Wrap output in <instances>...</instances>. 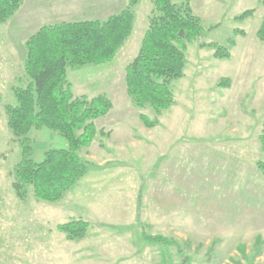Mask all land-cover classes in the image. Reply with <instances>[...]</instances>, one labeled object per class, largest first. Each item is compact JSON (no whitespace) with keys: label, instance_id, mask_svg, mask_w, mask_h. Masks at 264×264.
I'll return each instance as SVG.
<instances>
[{"label":"rangeland","instance_id":"1","mask_svg":"<svg viewBox=\"0 0 264 264\" xmlns=\"http://www.w3.org/2000/svg\"><path fill=\"white\" fill-rule=\"evenodd\" d=\"M105 2L90 0L85 10ZM151 2L135 7L133 33L113 61L68 70L75 97L105 94L113 109L96 121L110 136L98 135L79 151L91 163L89 173L54 204L16 196L11 171L21 151L5 112L16 105L13 88L28 83L25 43L41 27H22L19 11L0 25V264H264V177L256 166L264 162L260 16L236 21L227 1L224 12L216 5L197 10L206 31L189 44L185 75L171 84L175 105L157 114L137 108L125 85ZM257 2L248 0L245 10H259ZM38 14L49 15L50 7L41 4ZM203 43L226 47L231 59H216ZM223 79L229 88L218 86ZM142 114L157 125L147 128ZM29 138L37 162L47 150L68 149L65 138L46 128ZM73 219L90 224L86 239L69 241L57 230ZM144 236L164 237L180 249L149 244Z\"/></svg>","mask_w":264,"mask_h":264},{"label":"trees","instance_id":"2","mask_svg":"<svg viewBox=\"0 0 264 264\" xmlns=\"http://www.w3.org/2000/svg\"><path fill=\"white\" fill-rule=\"evenodd\" d=\"M140 1L127 0L120 13L106 20L44 25L26 41L24 71L28 83L25 87L13 88L16 105L5 106L8 128L21 151V159L11 171L12 188L20 201L26 202L31 194L38 202L57 203L89 173L91 163L83 160L79 151L89 148L98 135L110 136L97 128L96 121L109 114L113 102L105 94L93 98L75 97L68 70L113 61L133 33L134 9ZM151 1L148 28L137 56L126 66L125 85L137 108L150 107L161 114L175 105L171 84L185 75L189 44L200 39L206 30L189 1ZM24 2L0 0V25L14 17ZM261 5L264 7V0ZM255 13L254 9L248 10L235 19L243 22ZM235 33L246 35L240 29ZM256 37L264 46V17ZM235 45V40L231 39L230 46ZM200 47L213 49L218 60L231 59L230 50L219 44L203 43ZM230 85L229 79H223L218 86L229 88ZM140 120L147 128L157 125L143 114ZM45 128L65 138L68 149L47 150L44 160L37 162L33 159L29 133ZM259 143L264 152V122ZM256 166L264 177V162L259 161ZM89 229L90 224L82 219L57 227L69 241L86 239ZM144 240L180 249L178 243L161 236H144Z\"/></svg>","mask_w":264,"mask_h":264},{"label":"crops","instance_id":"3","mask_svg":"<svg viewBox=\"0 0 264 264\" xmlns=\"http://www.w3.org/2000/svg\"><path fill=\"white\" fill-rule=\"evenodd\" d=\"M189 1L191 3V7L193 9L194 14L197 12V10H200L203 6L209 7L213 5L220 7V11L223 8V12H224L227 11L228 3H231L232 8H234L235 10L234 12L233 9L231 11L232 13L231 18L234 20H236L235 18L237 16L241 15L245 11H248L245 10L246 8L245 3H247L248 0H189ZM225 1H227L228 3L226 4ZM257 1H258L257 3L259 6L258 7L259 10L256 11L255 15H259L260 21H262L264 17V8L261 5V0H257ZM41 4H45L46 6L50 7L49 15L45 16L38 14L39 7ZM99 4L101 5L102 3L99 2ZM81 5L83 7H81ZM86 5L88 6L90 5V0L89 1L87 0H27V3L25 1V4L19 10L18 14L16 15L17 17L15 16V19H19V21L23 24L22 27L28 30L32 28L42 27L44 24L45 25L54 24L56 22L57 23L74 22V21L79 22L81 20L80 16H82L83 18V20L81 21L106 20L110 16L120 13L126 7L127 0H106L105 2L106 6H101V8L97 7L95 9L91 7V9L89 8L88 11L85 10ZM95 5L97 4L95 3ZM224 7H226V9H224ZM254 10H256V8ZM208 16L210 17V13L206 17ZM211 16L213 17L212 14ZM256 33H257V29H256ZM248 52L249 51H247V53Z\"/></svg>","mask_w":264,"mask_h":264}]
</instances>
